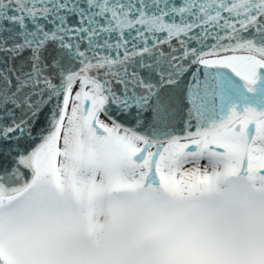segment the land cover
Returning <instances> with one entry per match:
<instances>
[{
	"label": "snow or ice",
	"instance_id": "6c2138e0",
	"mask_svg": "<svg viewBox=\"0 0 264 264\" xmlns=\"http://www.w3.org/2000/svg\"><path fill=\"white\" fill-rule=\"evenodd\" d=\"M0 264H264V0H0Z\"/></svg>",
	"mask_w": 264,
	"mask_h": 264
}]
</instances>
